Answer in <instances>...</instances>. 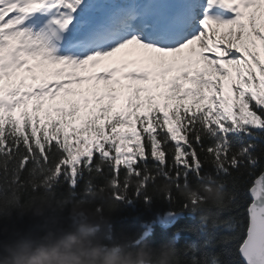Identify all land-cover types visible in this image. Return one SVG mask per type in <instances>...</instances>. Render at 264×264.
<instances>
[{"label":"snow or ice","instance_id":"1","mask_svg":"<svg viewBox=\"0 0 264 264\" xmlns=\"http://www.w3.org/2000/svg\"><path fill=\"white\" fill-rule=\"evenodd\" d=\"M262 145L264 0H0V177L115 178L126 202L130 178L218 181L185 264H264Z\"/></svg>","mask_w":264,"mask_h":264},{"label":"clouds","instance_id":"2","mask_svg":"<svg viewBox=\"0 0 264 264\" xmlns=\"http://www.w3.org/2000/svg\"><path fill=\"white\" fill-rule=\"evenodd\" d=\"M55 182L54 173L44 178L27 173L23 178L0 177V264H185L181 249L171 241L132 244L126 233L113 234L111 218L119 207L115 194H124L115 178L105 177L90 193L75 195L58 194ZM129 183L142 188L150 200L173 195L169 182L151 188L144 180L130 178ZM229 195L218 181L177 188L178 198L199 202L197 219L208 226L213 210L226 205ZM24 217L33 223L26 229L17 227Z\"/></svg>","mask_w":264,"mask_h":264},{"label":"trees","instance_id":"3","mask_svg":"<svg viewBox=\"0 0 264 264\" xmlns=\"http://www.w3.org/2000/svg\"><path fill=\"white\" fill-rule=\"evenodd\" d=\"M207 143V142H206ZM264 147V145H262ZM151 163V162H149ZM212 166L205 163L202 169L203 173L212 172ZM217 179H228V177H217ZM135 180V178H133ZM169 182L164 178H158L154 183L148 185L149 188L155 183ZM84 180H81L76 189H71L67 183H58L54 185L57 193L70 191L71 193L83 192ZM102 183V181H98ZM188 184L193 188L199 187V182L194 174L190 173L188 177ZM181 187L184 185V180H180ZM133 189L130 191V198L134 199L131 202L117 201L119 207L112 214L111 228L114 235H119L121 232L126 233L131 237L130 243L137 244L142 240H146L152 246L171 241L177 248L181 249L183 259L186 261V246L191 244H199L203 240V234L198 230L200 223L197 217L201 214V210L197 213H192L185 210L183 213L174 217H169L167 214L170 208L175 210H182L181 205L185 200L177 197V188L173 186L172 192L175 198L174 204H169L163 197H153L149 203L143 200V197L137 199ZM226 189L230 192L231 186ZM246 207V205H245ZM216 211L215 209L213 210ZM67 215V212L64 213ZM227 213H222L223 218L227 217ZM15 220V217H13ZM17 227L28 228L33 222L29 217H24L22 220L17 221ZM196 228V231L189 229ZM219 251V248H217Z\"/></svg>","mask_w":264,"mask_h":264},{"label":"rangeland","instance_id":"4","mask_svg":"<svg viewBox=\"0 0 264 264\" xmlns=\"http://www.w3.org/2000/svg\"><path fill=\"white\" fill-rule=\"evenodd\" d=\"M126 104V96L121 95L114 103V108L118 110L120 107Z\"/></svg>","mask_w":264,"mask_h":264}]
</instances>
